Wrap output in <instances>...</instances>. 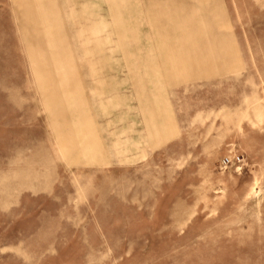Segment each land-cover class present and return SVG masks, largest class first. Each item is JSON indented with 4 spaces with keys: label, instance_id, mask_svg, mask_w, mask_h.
<instances>
[{
    "label": "rangeland",
    "instance_id": "1",
    "mask_svg": "<svg viewBox=\"0 0 264 264\" xmlns=\"http://www.w3.org/2000/svg\"><path fill=\"white\" fill-rule=\"evenodd\" d=\"M39 1L0 0V264H264V0Z\"/></svg>",
    "mask_w": 264,
    "mask_h": 264
},
{
    "label": "crops",
    "instance_id": "2",
    "mask_svg": "<svg viewBox=\"0 0 264 264\" xmlns=\"http://www.w3.org/2000/svg\"><path fill=\"white\" fill-rule=\"evenodd\" d=\"M20 1V0H19ZM37 1H38V3H37ZM51 2V0H48V3H50ZM54 4H55V2H54ZM45 4H43V3H40V1L39 0H34V3H33V8H35V7H43ZM50 6H51V3H50ZM58 7V6H57ZM100 38H99V42H100ZM78 68H76V70L74 69V71H68L67 72V74L66 75H64L65 76V78H67V80H65V81H60V89L62 90V92L63 93H66V89H64L65 87H68V86H70V85H74V83L76 82V76H77V74H78ZM77 85V87H78V84H76Z\"/></svg>",
    "mask_w": 264,
    "mask_h": 264
},
{
    "label": "built area",
    "instance_id": "3",
    "mask_svg": "<svg viewBox=\"0 0 264 264\" xmlns=\"http://www.w3.org/2000/svg\"><path fill=\"white\" fill-rule=\"evenodd\" d=\"M237 161H240V157H237ZM231 162H232V159L227 156V158H225V159L222 160V165L226 167Z\"/></svg>",
    "mask_w": 264,
    "mask_h": 264
}]
</instances>
